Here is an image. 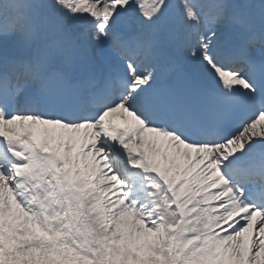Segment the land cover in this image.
<instances>
[{"label": "snow or ice", "instance_id": "6c2138e0", "mask_svg": "<svg viewBox=\"0 0 264 264\" xmlns=\"http://www.w3.org/2000/svg\"><path fill=\"white\" fill-rule=\"evenodd\" d=\"M0 264H264V0H0Z\"/></svg>", "mask_w": 264, "mask_h": 264}]
</instances>
